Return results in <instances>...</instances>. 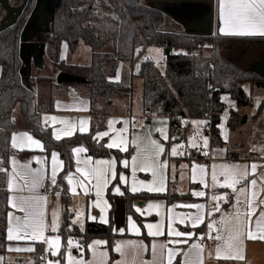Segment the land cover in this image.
Listing matches in <instances>:
<instances>
[{
  "label": "trees",
  "instance_id": "trees-1",
  "mask_svg": "<svg viewBox=\"0 0 264 264\" xmlns=\"http://www.w3.org/2000/svg\"><path fill=\"white\" fill-rule=\"evenodd\" d=\"M23 0H17L14 7L10 0L9 6L18 9ZM34 12V10H33ZM32 4L29 3L17 20L7 29H0V157L8 167L11 152V133L17 129L14 117V108L20 104L27 129L44 146L45 152L50 154L56 151L64 162L63 171L59 177L75 170L73 149L83 146L91 157L114 156L118 161L117 172H120V161L130 158L132 150L121 152L102 147L105 143H97L92 137L106 130L105 120L94 124L88 133H76L60 141L53 138L50 128L41 126L40 114L53 112L55 101L64 96L63 89L74 87L83 92L90 100L92 107L100 100L111 106L118 100L131 101L134 93L133 79L140 77L143 80L142 105L148 116L168 117L170 120V139L166 142L168 150L172 143L185 138L188 127H184L181 118L203 119L210 112L213 113L214 127L211 134V145L222 147L218 125L221 114L226 106L221 101L222 95L229 94L236 101L238 107L251 105V96L247 95L244 85L264 81L252 70H245L238 65L235 59H229L226 53L231 47L238 44L262 42L260 38L221 37L191 34L182 29L171 27L165 13L144 5L141 0H61L55 10L52 21V30L45 37L53 69L60 72L79 76L85 83L62 84L50 78L24 77L21 73L23 61L21 58V35L26 18L32 13ZM32 16V15H31ZM25 28V27H24ZM24 30V29H23ZM83 41L92 50V61L89 66L69 65L60 60L64 43L69 52H76ZM211 42L214 54L206 57L203 50L206 42ZM107 47L112 52H103ZM158 47L170 54H165V72L156 64L147 59L148 48ZM248 49V48H247ZM247 49L245 53L247 52ZM225 53V54H224ZM241 56V55H240ZM234 58V57H233ZM240 59V57H239ZM238 59V60H239ZM122 63L128 65L124 80H115ZM214 64V69L210 67ZM108 65L109 71L105 72ZM139 69L137 73L136 69ZM122 78V79H123ZM49 82V98L38 99L35 85L38 82ZM214 87L213 99L210 87ZM57 87L61 91L55 92ZM264 109V100L258 113ZM108 115V114H107ZM239 115L231 112L228 126L234 131L241 125ZM176 137L177 139H172ZM58 177V182H59ZM116 182L118 181L115 180ZM67 187L63 182L62 205V243L66 247L68 238H79L86 248L89 242L96 238L107 241L106 248L110 253V260L114 261L117 254L114 251L116 235L113 224H100L87 221L85 229L78 226H68L73 217L71 211L72 196L64 195ZM6 183L0 185V253L8 252L9 241L6 240L7 213L10 211L8 203L9 192ZM56 189H52V193ZM53 195V194H52ZM144 198L167 199L174 201L177 197L167 194H133L126 192L125 200L128 214L139 219L134 211L136 201ZM202 230L201 228L198 231ZM40 254L42 246L37 244ZM64 249H62L63 251ZM39 254V252H38Z\"/></svg>",
  "mask_w": 264,
  "mask_h": 264
},
{
  "label": "snow or ice",
  "instance_id": "snow-or-ice-1",
  "mask_svg": "<svg viewBox=\"0 0 264 264\" xmlns=\"http://www.w3.org/2000/svg\"><path fill=\"white\" fill-rule=\"evenodd\" d=\"M220 15L228 29L226 35L239 36H261L264 37V0H220ZM119 81V75L115 78ZM60 107V105H57ZM66 108L75 110H87L83 106V102L77 105L65 106ZM226 118V117H225ZM13 118V122H14ZM59 123L63 125L61 128H54L53 138L60 141L65 137H71L77 132L84 134L89 131L88 119H80L77 122L68 119L58 118L56 116L43 117L45 127ZM122 123L124 126L115 128L114 125ZM161 125H166V120L156 121ZM184 123H188L185 121ZM197 131L189 139L190 147L195 148L198 152L208 156L209 153L203 151L208 147L209 141L207 137H202L199 131L200 126L206 121H193ZM129 121H108V131L98 132L92 138L99 143L104 137H109L110 142L102 145L108 149L116 148L121 152H128L129 140L127 137ZM142 126V125H141ZM135 127V124H133ZM219 127H223L220 125ZM159 132L163 140H168L166 127L155 129ZM114 133V135H110ZM172 139H177L172 137ZM224 139L227 140V132L224 133ZM198 140L200 142L198 143ZM136 147V155L130 159L125 158L120 164L125 169H131V183L129 176L123 172L117 173V161L112 159L93 160L91 157H82V153H86L87 149L83 146L76 147L72 151L76 157L75 172H68L64 176L59 177V173L63 171L64 162L59 159V153L51 152L50 172H46L43 164L49 157H35L37 163H41L39 169L30 167L31 161L21 163L16 155H12L10 159V168L5 167V161L0 157V185L6 183V190L11 193L8 198L10 207L15 211L7 213L6 221V240L9 242L28 241L32 242L26 247L9 248L10 251H25L29 253L36 252V244L45 246L43 254L38 258L45 261V264H96L97 260L100 264H107V252H98V248L105 241L95 240L88 245L92 250L93 259H83V245L79 241L71 238L66 240V247L62 243L61 221L59 219V209L51 212V218L48 219L46 204L48 202L47 194L50 189H56L52 194L59 198L62 194L63 182L66 181L67 187L63 189L64 195L73 197L79 196L81 191L85 196L94 194L95 200L92 201V207L99 209V218L89 213L87 219L93 222L109 224L107 213L112 207L109 202L104 199V192L108 189L111 181L119 180V183L113 187V194L123 196L125 191L137 193L141 191L153 193H165L166 170L169 168L168 161L161 160L160 157L166 154L164 144L157 140L151 139L150 136L134 137L131 141ZM33 146L40 151H45L44 144L27 132L13 134L11 137V148L18 151L33 150ZM183 144L173 145L168 151L170 156L187 155ZM223 151V150H221ZM219 155V153H217ZM181 167H188L182 165ZM264 168V165L258 163H223L213 164L209 167L205 165L193 164L191 168V180L202 185L205 189L212 192L210 200L205 203L191 204H174L167 209V225L165 228L164 217L160 211L156 215L161 216L160 221L156 223H147L143 227L147 230L146 235L154 238L151 244L152 260L145 264H175L176 257L181 256L180 264H203L205 251V239L216 242L215 256L218 260H235L243 261L246 256V241H264V171L258 169ZM147 172L152 176V180L145 182L138 180L137 172ZM174 171V166H173ZM210 176V179L208 177ZM59 177V182H58ZM251 177V178H250ZM47 182V185H46ZM121 185L125 191L121 190ZM216 188L225 189L223 193H216ZM78 189L80 191H78ZM27 190L28 194L23 193ZM43 190V192H41ZM193 196L202 198L206 196L203 190H197L191 193ZM223 204H230L231 211L224 212ZM163 203H149L147 210L162 209ZM176 208L194 209L195 212L180 213L176 212ZM140 207H136V212L141 215L145 211ZM16 211L23 213L17 215ZM74 218L70 221L68 230L72 226H79L80 230H84V212L81 209H75ZM219 213V219L216 214ZM148 214H151L149 211ZM177 224L191 226L193 229L204 225L206 231L199 234L195 232H185L176 227ZM128 229L134 235H141L140 226L128 217ZM120 233H124L125 229H114ZM167 235L169 239L164 242L156 241L155 238ZM197 237L198 242L189 244V242ZM171 245V246H170ZM188 245L187 250L180 247ZM2 247V245H0ZM76 248L81 252V258L73 256L71 249ZM131 248L135 255L146 252L148 247L143 241H125L115 245L114 251L121 255L122 259L116 261L115 264H128L125 257V249ZM62 249H64L62 251ZM58 257L56 260L48 259V256ZM211 255V253H209ZM3 258L0 257V260ZM30 264H34L30 262ZM132 264H134V259Z\"/></svg>",
  "mask_w": 264,
  "mask_h": 264
},
{
  "label": "crops",
  "instance_id": "crops-1",
  "mask_svg": "<svg viewBox=\"0 0 264 264\" xmlns=\"http://www.w3.org/2000/svg\"><path fill=\"white\" fill-rule=\"evenodd\" d=\"M150 2L153 3V5H147L149 7L155 8L159 11H162L165 13L167 17V22L171 27L179 28L182 29L188 33L191 34H199V35H207L211 34L213 38H216L218 35L221 37H244V38H260L264 39V37L261 36H239V35H226L225 31H228L226 28L221 15H220V0H150ZM221 29H225V31H221ZM83 42V41H81ZM80 42V44H81ZM84 43V42H83ZM79 44V45H80ZM62 46V50H63ZM89 47V46H88ZM79 48V47H78ZM158 48V47H156ZM68 49V48H67ZM86 49V48H85ZM89 55L87 57V49L84 52V56H81L79 53V49H77L76 52L72 53L73 55H76L75 60L73 63L71 61H66L63 59L66 64L69 65H82V66H89L92 61V50L89 47ZM62 50H61V57H62ZM214 50V49H213ZM214 53V52H213ZM166 54V52H165ZM128 66L125 63H122L119 67V71L117 75H119V79L122 80L123 77V72L127 70ZM54 70V69H53ZM138 68L136 69V72H138ZM122 71V72H121ZM121 72V73H120ZM116 75V77H117ZM122 75V76H121ZM121 76V77H120ZM115 77V78H116ZM140 77H135L133 79V89H134V83L135 80ZM142 79V78H140ZM116 80V79H115ZM264 81L262 82H257V85H255V88L253 89L251 84L247 83L244 85V90L247 95L253 96V99L251 100V105L247 107H238L237 103L235 100L232 99V97L229 94H224L222 95L221 101L225 104L226 108H229L230 114H229V119L231 118V112H234L235 114L239 115L240 118L243 119V116L245 113L247 114V119L246 123H251V133H250V138L252 140H259L261 142H264V109L258 113V109L261 105V103L264 100V87L262 85ZM49 86V85H48ZM142 88H143V80H142ZM63 94L64 96L62 98H59L55 101L54 104V111L53 112H43L40 114V120H41V126L43 128H50L53 130L54 128H61L63 125L56 123L55 125H49L47 127L44 126L43 124V117L45 116H56L58 118L62 119H68L70 121H75L78 123L80 119H88L89 124L88 128L89 131L92 129L94 124L98 123L101 120H105V124L107 126L106 130L108 131V121L109 120H118V121H129L128 127H132L133 124L135 126L140 125L143 123V121L146 120H151V121H159V120H166L168 124V131H170V120L168 117H158V116H148L142 105V97L139 100V108H141V113L142 114H133V97L131 101L129 100H118L116 101L112 106L110 112H108V105L105 107L100 106L101 103H103L102 100H100L99 103L95 104L94 107H92L91 102L89 98L80 90L74 88V87H68L66 89H63ZM143 93V89H142ZM134 95V93H133ZM38 97V95H37ZM45 98V97H44ZM43 98V99H44ZM49 98V97H47ZM224 98H227L225 101ZM39 99V98H38ZM81 102H83V106L86 107L87 110H75V109H70L66 108L65 106H70V105H77L78 107L81 105ZM57 105H60V107H57ZM96 108L98 110L103 109L102 112L96 111ZM105 108V109H104ZM245 108H250V110H242ZM224 110V111H225ZM14 117L16 120V125L17 129L11 133V137L13 134H19L23 132H27L30 135L33 136L34 139L40 140L37 137H35L26 127V124L24 122L23 114L21 111V106L20 104H17L14 108ZM108 114V115H107ZM192 120H198V119H192ZM191 120V121H192ZM221 121V117H220ZM245 124V122L242 123L241 125ZM124 125L122 123H117L114 125L115 128H121ZM220 126V123L218 125V128ZM240 126L234 131H231L229 126V130L231 132H235L239 129ZM191 123L189 124L188 127V132L185 136L184 139L179 140L178 142L180 144H183V141H187L188 136L191 133ZM132 130V129H131ZM88 131V132H89ZM206 132V130L204 129ZM220 131V136L222 141L224 142V145L222 147H213L212 145L206 152L209 153L208 156H205L202 154V152H198L196 149H182L186 150L187 155L184 156H170L167 155L168 151L170 148L167 150L166 149V142L169 141L170 135L168 140H163L161 135H159V138H153L154 140L159 141L160 143L164 144L166 154L161 156L160 159L164 160V157L168 156L169 158V166L171 167V164H174V171L172 175L168 173L166 176V185H167V191L166 193L168 196H174L177 197L174 199V201L168 202L167 199H157V198H144L141 200L136 201L134 205V211L135 213L139 216L138 218H135L133 215L128 214L127 212V204L125 200V195L126 192L125 188L123 185H121V190L125 191V194L123 196L119 195H114L113 194V187L119 183V180L116 182L111 181L109 184L108 189L104 192V199H106L109 204H111V208L109 209L107 216L109 218V221H112L113 224V231L114 229H125L124 233H120L118 231H114L116 237L115 240V245L120 242H125V241H143L144 245L148 247V250L146 252H142L139 255H135L133 250L131 248L125 249V257L128 261V264H132L133 259H134V264H145L147 261L152 260V254H151V244L154 240V238L149 237L146 235V229L143 227V225L147 223H156L160 221L161 216L156 215L157 211H160L161 214L164 217V223H165V228L167 225V209L170 208L174 204H191V203H205L207 204L210 200V196L212 195V192L209 191L208 189H205L202 185H199L197 182H194L191 180V168L193 164H199V165H205L209 167V172H210V166L213 164L219 165L223 163H234L238 162L240 164L244 163H258L264 165V147L261 151V154L256 153L255 151L251 150L246 153L245 150V145L242 143L236 142L234 145L229 144L228 140H225L222 135H221V130ZM87 132V133H88ZM103 132V131H102ZM79 133V132H77ZM207 133V132H206ZM260 134V137H259ZM110 135H114V133H110ZM207 136L209 137L210 135ZM253 136H256L257 138H253ZM211 137V136H210ZM66 138V137H65ZM133 139V138H132ZM129 150H132V155H136V147H134L131 144V134L129 135ZM211 140V138H210ZM41 141V140H40ZM105 144L110 142L109 137H104L102 140ZM42 142V141H41ZM11 143V141H10ZM43 143V142H42ZM171 147V146H170ZM111 150H118L116 148H113ZM128 150V151H129ZM223 150V151H221ZM56 152V151H54ZM195 154L193 155L192 153ZM58 153V152H57ZM219 153V155H217ZM12 155H16L18 160L21 163H24L26 161H31L30 167L32 169H39L42 167L41 163H37L36 160L34 159L35 157H49V159L43 164V167L46 169V172H50V167H51V160H50V154H47L45 151H40L39 149H36L35 146H33V150H24V151H18L16 149L11 148L10 152V157H9V162L12 157ZM82 157H91L86 153L81 154ZM73 157L74 161L76 164V157L75 153L73 152ZM93 160H98V159H112L115 158L114 156H109V157H91ZM126 158V157H125ZM123 158V159H125ZM128 158V157H127ZM131 158V157H130ZM128 158V159H130ZM59 159L60 158L59 155ZM116 159V158H115ZM122 159V160H123ZM117 161V160H116ZM118 161H117V166H116V171L118 169ZM182 165H187L188 167H181ZM8 168H10V163H8ZM76 168V166H75ZM258 171H264V168L258 169ZM75 172V170L73 171ZM120 172H123L126 176H129V183H131V169H125L121 166L120 164ZM119 172V173H120ZM61 173V172H60ZM59 173V174H60ZM118 173V172H117ZM136 177L138 180H143L146 183L152 180V176L150 173L147 172H137ZM251 178V177H250ZM210 179V176L208 177ZM47 185V182H46ZM197 190H203L206 192V196L202 198H198L193 196L191 193ZM78 191H80L78 189ZM216 193H223L226 191L225 189L222 188H216L214 190ZM43 192V190H41ZM130 192V191H129ZM132 193V192H131ZM140 193H147V194H159V193H153V192H147V191H141L133 194H140ZM24 195H27L28 192L25 190L23 193ZM165 194V193H164ZM11 193H9V196ZM261 197L264 198V193L261 194ZM48 202L46 204V211L48 213V219L51 218L50 213L52 207L55 205V209H59L60 216L59 219L61 221L62 225V205H61V198H57L55 195H52V189H50L49 193L47 194ZM95 200L94 194L85 196L83 192L81 191L79 196L73 197L72 196V204H71V211L73 212V217L74 218V211L75 206L80 205L83 206L84 208V214H85V220H84V229L87 221H90L87 219L89 213L92 215H96L98 218L101 215L99 212V209L92 207V201ZM149 203H163L164 207L162 209H152V210H147V205ZM10 206V205H9ZM74 207V208H73ZM136 207H140L142 210H147L145 211L144 215H141L140 213L136 212ZM54 209V210H55ZM222 210L224 212H230V204H223L222 205ZM10 211H15L10 207ZM151 212V214H148V212ZM176 212L180 213H186V212H195L194 209H186V208H176ZM17 215H23V213H20L19 211H16ZM219 213L216 214V218L219 219ZM131 216L132 219L136 222L138 226H140V231L141 235H134L131 233V231L128 229V217ZM93 222V221H90ZM99 223V222H97ZM102 224V223H100ZM78 226V225H77ZM79 227V226H78ZM176 227H178L180 230L185 231V232H195L197 233V237L199 234L203 233L206 231L204 225H201L198 228L193 229L191 226H185L181 224H177ZM201 228L202 230L198 231V229ZM197 237H193V239L189 242V244L198 242ZM169 237L165 234L162 236H159L155 238L156 241L159 242H164L167 241ZM95 240H100V241H105V239L102 238H96L93 239L89 242L91 244ZM32 242L28 241H19V242H10L8 245V252L5 254L0 253V257L3 259L0 260V264H7V258L8 254H15V256L18 255H30L37 257L38 252L40 254V249L37 248V244L35 245L36 247V252L34 253H29L25 251L17 252V251H10L9 248H15L17 246L23 248L31 244ZM88 244V245H89ZM87 247H84V258L85 260H92L93 259V253L92 250ZM42 249L45 247L43 245ZM106 244H102L98 248V252H107L108 258H107V264H115L116 261H119L122 259L121 255L117 254V258L114 261L110 260V253L108 249L106 248ZM171 246V245H170ZM180 247L184 248L187 250L188 245H181ZM115 248V247H114ZM215 248H216V242L211 241L210 245L208 247L205 246V251L203 253L204 260L203 264H264V241H246V253H245V260L243 261H235V260H218L216 259L215 256ZM211 253V255H209ZM43 252L40 254L42 255ZM182 260L181 256L176 257L175 264H180ZM38 262H41L43 260L37 259ZM96 264H100V261L97 260Z\"/></svg>",
  "mask_w": 264,
  "mask_h": 264
},
{
  "label": "rangeland",
  "instance_id": "rangeland-1",
  "mask_svg": "<svg viewBox=\"0 0 264 264\" xmlns=\"http://www.w3.org/2000/svg\"><path fill=\"white\" fill-rule=\"evenodd\" d=\"M141 2L144 5H148L149 3H150L149 5H153V3L150 2V0H141ZM7 4H8V2L6 1V5ZM58 4H59V1H57V0H53V1L52 0H41L40 7H39V9L37 8L36 14L32 15L30 20L26 23V26H27L26 28H28L27 29L28 45L22 51L23 67L21 70V73L24 77H28V78L29 77L30 78L31 77L39 78L40 77L43 79L44 78L45 79L50 78V79H53L56 83V78H57V75L59 74V71L53 70V61L50 58V53L48 50L47 43L45 42V37L52 30L53 15H54V12H55ZM10 8H12V7H10ZM13 9H15V8H13ZM8 14H9V12H8L7 8H5L4 2L0 0V29L1 30L5 27H6L5 29L10 27L8 24H9V22L12 21L14 14L12 15V17H10ZM24 27H25V25H23L22 32H23ZM207 36H211V34H207ZM63 46L64 47L62 50V57L60 55V60L65 59L66 61H71L73 63V61L76 58V55L75 54L73 55L71 52H69V50L67 49V45L65 43ZM85 48L87 49V57H88V55H89L88 50H90V49H89L88 45H86L83 42H81V44L79 45V48H78L79 53L81 56H84V52H86ZM213 49L214 48L212 47V43L208 41L205 44L203 54L209 58L214 54ZM246 49H247V52L245 53ZM106 51L112 52V48L107 47V49H105L103 52H106ZM165 52L166 51L162 48H156V47H149L148 48L147 59L152 60L162 72H165V69H166ZM226 55L231 56V57H229V59H235L236 58L234 61H236L237 63L239 62L238 65L241 66L243 69L253 70L255 65L257 63H259L264 58V41H262V42H254L253 41V43L238 44V46L234 45L233 47H231V51L227 52ZM239 57H240V59H239ZM108 71H109V67L107 65L105 67V72L108 73ZM126 71L127 70H125L122 74L124 78H125L124 75H126ZM124 78L122 80H124ZM249 84H251V83H249ZM255 85H257V82H254L253 85L251 84L253 89L255 88ZM50 86H51L50 83L46 82V81L45 82H38L35 85V89H36V92H37L39 99L44 98V97H45L44 99H47V97H49V93H50V89H51ZM142 89H143L142 88V79L137 78L135 80V83H134V95H133V104H132L133 114H142L140 111L141 108H139V100L142 97ZM54 91L59 93L61 90L58 89L57 87H55ZM252 99H253V96H251V100ZM224 100L226 101L227 98H224ZM106 105L107 104L104 101H103V103L100 104V106H102V107H105ZM102 110L103 109L98 110L96 108V111L102 112ZM242 110H250V108H245ZM229 114H230L229 108H227L221 114L220 125H223V127H219V128L221 130L222 137L224 138V133L226 131L227 136H228L227 140L229 141V144L234 145L236 142L242 143L243 145H245L244 151H246V153H248L251 149V150L255 151L256 153L261 154V151L264 147V142H261L259 140H252L250 138L251 123L245 122V124L240 125V127L237 131L231 132L228 128ZM247 114L248 113H245V115L243 116V119L241 118L242 123L244 122V118L247 117ZM193 121H205V120H203V119L192 120V121H190V123ZM205 124L200 126L199 131L201 132L202 137L208 138L209 144H208V147L205 148L206 150H208L211 146V140H210L211 137L210 136L208 137L207 133L204 131ZM160 127H166L167 135H169L168 124L161 125L159 123H156V121H151V120L143 121V123H141L140 125L135 126V127H133V126L131 128L128 127L129 130H128V133L126 135L129 139V135L131 134V141H132V138H134V137H140L141 139H143L144 137H147V136H150L151 139L159 138L160 133L156 132L155 129L160 128ZM190 129H191L190 130L191 133L188 136L187 141H185V140L183 141L184 149H187V148L195 149V148H192L189 146L188 141L194 135V133L197 131V128L193 123H191ZM259 137H260V134H259ZM253 138H257V137L253 136ZM257 139H260V138H257ZM199 142H200V140H198V143ZM179 144L180 143L177 141L175 143H172L171 147L173 145H179ZM133 146L135 147V145H133ZM192 154L194 155L195 152ZM165 159L168 161V164H169L168 156L164 157V160ZM173 166L175 167L174 164H171V167L169 166V168L166 170V176L168 175V173H170L172 175ZM166 193H168V191H166L165 194ZM159 194L164 195V193H159ZM55 206L52 207L51 212L55 209ZM74 209H81L84 212L83 206H80V205L75 206ZM84 220H85V214H84ZM84 220H83V223H84ZM71 239H73L75 241H79V243L81 245H83L79 238L73 237ZM71 251H72L73 256H75L77 258H81L80 250H78L76 248H72ZM39 256H40V254H38L37 257L26 255V254L25 255H18V256H15V254H8V258H7L8 263L7 264H30V262H33V261H34V264H45V261H41V262L37 261V259H39L38 258ZM48 259L56 260V259H58V257H51L49 255ZM83 259H85L84 258V245H83ZM62 264H66V261H62Z\"/></svg>",
  "mask_w": 264,
  "mask_h": 264
},
{
  "label": "water",
  "instance_id": "water-1",
  "mask_svg": "<svg viewBox=\"0 0 264 264\" xmlns=\"http://www.w3.org/2000/svg\"><path fill=\"white\" fill-rule=\"evenodd\" d=\"M4 2L5 4V8H7L8 12H9V16L12 17L13 15V19L11 22H9V26H12L14 25L19 16L22 14L23 12V9H24V6H25V3L23 4V6L21 8H18V9H13V8H10L8 6V4L6 5V0H1ZM59 1V4H60V1L61 0H57ZM40 4H41V0L38 1V4L33 12L32 15H35L36 12H37V8L39 9L40 7ZM58 4V6H59ZM58 8V7H57ZM56 8V9H57ZM27 26H25L23 32H22V35H21V58H22V51L27 47L28 45V33H27V29L26 28ZM6 28V27H5ZM5 28H3L2 30H4ZM171 51L169 49L166 50V54H170ZM253 73L259 75L261 78L264 79V58L255 65V67L253 68ZM56 82L57 84L59 85H62V84H75V83H85V79L82 78V77H79V76H74V75H71V74H68L66 72H60L58 75H57V78H56ZM263 87H264V82L262 83ZM246 117L244 118V122H246Z\"/></svg>",
  "mask_w": 264,
  "mask_h": 264
},
{
  "label": "built area",
  "instance_id": "built-area-1",
  "mask_svg": "<svg viewBox=\"0 0 264 264\" xmlns=\"http://www.w3.org/2000/svg\"><path fill=\"white\" fill-rule=\"evenodd\" d=\"M210 67L212 69H214V64L210 63ZM210 92H211V98L213 99V95H214V87L213 86L210 87ZM181 120H182L183 126L187 127V126H189L190 121L192 119L191 118H181ZM203 120L206 121L205 130L208 133V135L211 136L212 131H213V127H214L213 113L210 112V114L207 117L203 118ZM185 121H187L188 123H184ZM203 151H206V150H203ZM211 241L212 240L205 239V241L203 243L206 247H208L210 245Z\"/></svg>",
  "mask_w": 264,
  "mask_h": 264
},
{
  "label": "flooded vegetation",
  "instance_id": "flooded-vegetation-1",
  "mask_svg": "<svg viewBox=\"0 0 264 264\" xmlns=\"http://www.w3.org/2000/svg\"><path fill=\"white\" fill-rule=\"evenodd\" d=\"M7 2H8V0H6ZM38 1L39 0H23L22 1V6H23V4L25 3V6L27 5V4H29V3H31L32 4V12H33V10H35V8H36V6H37V4H38ZM53 1V0H52ZM10 2H11V4L14 6V7H17L16 5H15V3L17 2V0H10ZM8 6H9V3H8ZM21 6V7H22ZM25 6H24V9H25ZM10 7V6H9ZM20 7V8H21ZM58 7V6H57ZM56 7V8H57ZM24 9H23V11H24ZM23 13V12H22ZM22 15V14H21ZM20 15V16H21ZM32 15V13L26 18V21H25V23H27L29 20H30V18L32 17L31 16ZM20 16H19V18H20ZM18 18V19H19Z\"/></svg>",
  "mask_w": 264,
  "mask_h": 264
}]
</instances>
